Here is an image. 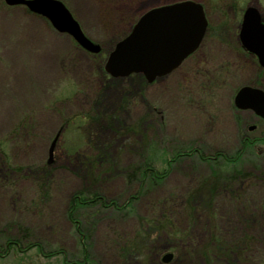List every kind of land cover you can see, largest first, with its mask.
Segmentation results:
<instances>
[{
	"label": "rangeland",
	"instance_id": "rangeland-1",
	"mask_svg": "<svg viewBox=\"0 0 264 264\" xmlns=\"http://www.w3.org/2000/svg\"><path fill=\"white\" fill-rule=\"evenodd\" d=\"M59 1L98 53L0 0V264H232L202 249L264 224L240 205L264 199V121L233 103L243 85L264 90L239 38L264 0H191L209 22L202 108L186 66L150 83L105 70L140 16L180 0Z\"/></svg>",
	"mask_w": 264,
	"mask_h": 264
},
{
	"label": "water",
	"instance_id": "water-1",
	"mask_svg": "<svg viewBox=\"0 0 264 264\" xmlns=\"http://www.w3.org/2000/svg\"><path fill=\"white\" fill-rule=\"evenodd\" d=\"M7 5H23L42 16L59 33H66L84 50L98 53L100 47L88 39L71 12L59 0H4ZM207 27L200 3L186 0L155 7L143 14L130 33L118 41L109 53L105 70L112 77L143 73L148 81L169 73L198 47ZM239 38L243 47L256 55L264 67V23L255 6L243 13ZM234 105L251 110L264 119V91L242 86L234 96ZM52 156V146L49 149ZM168 253L163 262L171 259Z\"/></svg>",
	"mask_w": 264,
	"mask_h": 264
},
{
	"label": "trees",
	"instance_id": "trees-1",
	"mask_svg": "<svg viewBox=\"0 0 264 264\" xmlns=\"http://www.w3.org/2000/svg\"><path fill=\"white\" fill-rule=\"evenodd\" d=\"M200 156L202 158V155ZM237 176L239 178H242L241 174H238ZM238 197L241 196L238 195ZM94 198L100 199V197L97 195L92 196L93 200ZM83 200L84 199L82 198L81 200H79L78 198L74 197L70 207L81 204ZM263 202L264 199L263 201H260V203H258L256 206H254L252 205L253 202L251 203L247 200H244L240 202V205L248 213H256L264 210ZM71 221L73 222V220ZM254 224L257 225V220H254ZM256 225L255 227H257ZM259 226L260 227L258 229L253 228L251 234H245L242 231L245 230L246 232H248L249 226L241 223L238 224L237 229L234 228L236 233L234 232V230H232L233 233L227 234H223V232L221 231L215 232V234H212L209 237L208 247L205 250L202 249L203 259H205L207 263L212 262L215 259H221L224 262L228 261L232 264H236L235 262H239L240 264L241 262H243V264H264V224L259 223Z\"/></svg>",
	"mask_w": 264,
	"mask_h": 264
},
{
	"label": "flooded vegetation",
	"instance_id": "flooded-vegetation-1",
	"mask_svg": "<svg viewBox=\"0 0 264 264\" xmlns=\"http://www.w3.org/2000/svg\"><path fill=\"white\" fill-rule=\"evenodd\" d=\"M207 30H208V28L206 29V32H207ZM206 32H205V34H206ZM204 37H203V39H204ZM203 39L201 40L198 48L193 53L188 55L176 68H174L170 73H168V74H171V73H174V74L179 73V74H181L182 71H184L185 66H186V71L188 69H190V70L196 71V73L199 74V76L201 77V80H200V86H201V88H200L201 89L200 90L201 91V94H200L201 108H202V44H203ZM249 54L252 55L254 58H256L252 53H249ZM188 61H190V62H188ZM192 67H194V68H192ZM195 67H197V68H195ZM168 74H166L164 76H160V77L165 78V76H167ZM140 75L144 77V75L142 73H140ZM160 77H157L156 79H158ZM144 79H145V77H144ZM156 79H154V81Z\"/></svg>",
	"mask_w": 264,
	"mask_h": 264
},
{
	"label": "bare ground",
	"instance_id": "bare-ground-1",
	"mask_svg": "<svg viewBox=\"0 0 264 264\" xmlns=\"http://www.w3.org/2000/svg\"><path fill=\"white\" fill-rule=\"evenodd\" d=\"M183 1H186V0H180V1H177V2H183ZM202 7H203V10H204V13H205V16H206V12H205V11H206V8H205L204 6H202ZM140 17H141V16H140ZM140 17H139V18H140ZM242 17H243V16H242ZM242 17H241V20H242ZM132 27H133V26H131L130 31H131ZM130 31H129V33H130ZM125 37H126V36H125ZM122 39H123V38H122Z\"/></svg>",
	"mask_w": 264,
	"mask_h": 264
}]
</instances>
